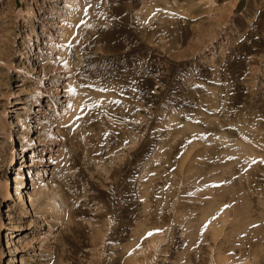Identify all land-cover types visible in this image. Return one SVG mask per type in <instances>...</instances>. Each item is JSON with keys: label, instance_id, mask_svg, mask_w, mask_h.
I'll list each match as a JSON object with an SVG mask.
<instances>
[{"label": "rangeland", "instance_id": "374dc122", "mask_svg": "<svg viewBox=\"0 0 264 264\" xmlns=\"http://www.w3.org/2000/svg\"><path fill=\"white\" fill-rule=\"evenodd\" d=\"M126 1L0 0V264H264V0ZM91 14L107 45L62 66ZM219 179L245 196L226 220Z\"/></svg>", "mask_w": 264, "mask_h": 264}, {"label": "bare ground", "instance_id": "6f19581e", "mask_svg": "<svg viewBox=\"0 0 264 264\" xmlns=\"http://www.w3.org/2000/svg\"><path fill=\"white\" fill-rule=\"evenodd\" d=\"M70 1V0H69ZM73 1V0H72ZM126 1V0H125ZM128 1V0H127ZM126 1V2H127ZM134 1V0H133ZM136 1V0H135ZM143 1V0H142ZM145 1V0H144ZM147 2L149 1L151 4H152V7H153V9H151V13H153L152 11H154V8L156 7L157 9H158V7H159V10L160 9H162L160 12H159V14L162 12V15L161 16H163L164 15V20H165V18L167 17H165V15L166 14H169L170 15V13H171V10L173 9L172 7H171V5H172V3H171V1H169V0H146ZM177 1H179V0H173L172 2L173 3H175V2H177ZM235 1H237V0H235ZM75 2V1H74ZM74 2H71L72 4H74ZM125 2V3H126ZM131 2V1H130ZM139 2V1H138ZM184 2V1H183ZM146 3V2H145ZM70 4V3H69ZM126 4H128V3H126ZM130 4V3H129ZM147 5V3L145 4V6ZM235 5V4H234ZM239 5V4H238ZM74 6V5H73ZM128 6H131V5H128ZM128 6H126L124 9H122L121 11H122V13H123V18H124V15L126 14V13H128V12H130L131 10L129 9L130 7H128ZM133 6V5H132ZM151 6V5H147V8L149 9V7ZM173 6V5H172ZM136 7V6H135ZM204 8V7H203ZM150 10V9H149ZM175 10V9H174ZM97 12V9L96 10H94V11H92V13H94V12ZM120 11V12H121ZM98 12H101L102 14H103V16L104 17H102L103 19H101V21H103V23H104V25L106 24V25H109L110 23H111V21H112V19H111V16L110 15H108V14H106V12L105 11H102V10H99ZM104 12H105V14H104ZM142 12V11H141ZM172 12H174V11H172ZM118 13V12H117ZM121 13V14H122ZM131 13V12H130ZM134 13V12H133ZM143 13V12H142ZM145 13V14H144ZM143 13V15H142V17H143V19L145 18H147V17H149L150 16V12L148 11V10H146V8H145V12ZM182 13V12H181ZM141 14V13H140ZM140 14L138 15V14H134V17H130L129 18V16L131 15V14H128V15H126L125 17L127 18H129V22L131 21V19H134V21L136 22L137 21V23L139 24V21H142L143 23H145L146 21H145V19H144V21L141 19V16H140ZM154 14V13H153ZM135 15H138L137 16V18L135 17ZM173 15V14H172ZM171 15V16H172ZM93 15L91 14L89 17V20H88V17H87V21H86V24H82L81 23V21H80V23L82 24V25H80V23H77V24H79L81 27H79V26H76V29H77V35L74 37V39H73V43H70V44H72V45H63L60 49H59V61H60V63L62 64V66H69V64L71 65L72 64V60H75L73 57H72V54L73 55H75L74 54V52L75 53H77V50L80 52V50H81V48L80 47H84L83 45H84V43H82V42H80L81 40L83 41L84 39L83 38H85V40L86 39H88L89 40V38L91 37V35H94L95 33H97V34H95V35H99L100 36V39H101V41H103L104 43L106 42V45H107V40H109L108 38H109V36L111 35L110 33H111V31L112 30H110V29H108V27L110 26H108L107 28H103L102 26L103 25H101V23H100V21H98V20H96V19H94L93 17H92ZM97 16V15H96ZM96 16H95V18H96ZM154 16V15H153ZM119 17V16H118ZM151 17V16H150ZM91 18H93V19H91ZM120 18H121V16H120ZM152 18V17H151ZM150 18V19H151ZM170 17H167L166 19L168 20ZM125 19V18H124ZM171 19V18H170ZM184 19V18H183ZM98 21L99 23H100V25L99 24H97V22L96 21ZM126 20V19H125ZM148 20H149V18H148ZM156 20V19H155ZM85 21V20H84ZM166 21V20H165ZM124 22H126V21H124ZM168 22V21H167ZM122 23H123V21H122ZM132 23H133V21H132ZM132 23H129V24H132ZM136 23V24H137ZM147 24H148V22H146ZM145 23V24H146ZM150 23H152V21H150ZM160 23V22H159ZM159 23H157V24H159ZM166 23V22H165ZM170 23V22H169ZM76 24V25H77ZM124 24V23H123ZM127 25H129L128 23H126ZM135 23H134V26H135V28H136V26H138V25H136ZM171 24V23H170ZM87 25V26H86ZM140 25H142V23L140 24ZM148 25H150V24H148ZM148 25H144V26H148ZM116 26V25H115ZM119 26V25H118ZM118 26H116V28L118 29V28H120V27H118ZM143 26V25H142ZM158 26H160V25H158ZM78 27V28H77ZM139 27V26H138ZM141 27V26H140ZM140 27L137 29V30H140V32H141V30H143V29H140ZM150 27V26H149ZM148 27V28H149ZM153 28H154V26H152ZM155 27H157V26H155ZM171 27V26H170ZM143 28V27H142ZM165 28H167V27H165ZM145 29H147L146 27L144 28V30ZM151 30H152V28H150ZM110 30V31H109ZM150 30V31H151ZM155 30V29H154ZM153 30V31H154ZM120 31H122V29L120 30ZM156 31V30H155ZM115 32V31H114ZM139 32V33H140ZM124 33H126V31H124ZM138 33V32H137ZM149 33V32H148ZM115 34H117L116 32H115ZM122 34V33H121ZM130 34H132V31L130 32ZM144 34H145V32H144ZM152 34H153V32H152ZM156 34H158V32L156 33ZM128 35V34H127ZM142 35H143V32H142ZM136 36V35H135ZM154 36V35H153ZM98 37V36H97ZM126 37V36H125ZM130 37V36H129ZM128 37V38H129ZM132 37V36H131ZM152 37V36H151ZM142 38V37H141ZM80 40V41H79ZM132 40V39H131ZM149 40V39H148ZM147 40V41H148ZM77 42H80V45H79V43H77ZM86 42V41H85ZM104 43H102V44H104ZM77 44L80 46L79 48L80 49H78V47H77ZM83 44V45H82ZM105 45V44H104ZM93 45H91V46H89V47H92ZM73 49H72V48ZM88 47V48H89ZM106 47H108V46H106ZM108 49V48H107ZM72 50H73V52H72ZM75 57V56H74ZM75 63V61L73 62V64ZM142 72V71H141ZM142 86V85H141ZM41 101V100H40ZM78 102H76L75 104V108H74V112H73V114H71V116L69 117L70 119L69 120H72L71 121V123H68V124H70V126H72L73 128H74V130H75V132H76V130H77V132L78 131H81L82 132V130L84 129V127H85V121H86V112L84 111V109H83V107H82V103H80V100H77ZM108 109V108H107ZM68 119V118H67ZM241 122V121H240ZM240 126V125H239ZM243 126V125H242ZM251 126V125H250ZM248 127V126H247ZM73 130V131H74ZM243 130V129H242ZM236 131V130H235ZM248 131V130H247ZM237 133H238V130L236 131ZM246 132V131H245ZM244 131H239V133L241 134V136L243 137V136H246V133H245ZM249 132V131H248ZM249 134V133H248ZM239 136V135H238ZM209 137V136H208ZM247 137V136H246ZM259 137V136H258ZM216 138V137H215ZM210 140V139H209ZM219 140H221L223 143H225L224 141H226L227 139L225 138V137H223L222 135L221 136H219ZM262 141H263V139H261ZM257 141V140H256ZM257 142H261V141H257ZM227 143V142H226ZM243 143V142H242ZM262 143V142H261ZM253 144V143H252ZM226 145H228V144H226ZM240 145H242V144H240ZM259 145V144H258ZM261 145V144H260ZM250 146V145H249ZM229 147V148H228ZM243 147H245L244 145H243ZM243 147H241L240 149H238V148H236V147H231V145L230 146H227V147H225V157H227V154H228V156H231V157H234V158H232V159H236V160H238V162L240 163V162H242V161H244V160H247V158L250 156L249 154H247L248 152H247V150H246V148L245 149H243ZM249 149V148H248ZM241 150H243V151H241ZM250 150H252L251 148H250ZM242 152L245 154V152H246V155L248 156H245L244 155V157L241 155L242 154ZM31 156V155H30ZM34 157V156H33ZM33 157L31 158V160L33 159ZM227 158H229V157H227ZM245 158V159H244ZM252 159V157L250 156L249 157V159ZM224 159V161L226 160V158H223ZM228 160H230V159H228ZM254 160V159H253ZM259 160V159H258ZM34 161V160H33ZM251 161V160H250ZM249 161V163H251ZM227 162V161H226ZM254 162V161H253ZM229 163V162H228ZM231 163V162H230ZM235 163L236 162H234L233 164L235 165ZM255 163V162H254ZM238 164V163H237ZM237 164H236V166H237ZM241 165V164H240ZM252 165V164H251ZM250 165V166H251ZM239 166V165H238ZM237 166V167H238ZM235 172V171H234ZM15 178H16V187L18 186V184H19V182H20V179L18 178V176L16 175L15 176ZM223 179H226V177L225 178H223ZM220 181H222L221 179H219ZM218 180V181H219ZM227 180V179H226ZM250 180V179H249ZM200 181V180H199ZM217 180H215L214 182H216ZM226 182V181H225ZM220 183V182H219ZM218 182L216 183V185H218V187L220 186V185H222V184H225L224 183V181H222L220 184H219ZM228 183V182H227ZM251 182H249V184H250ZM215 184V183H214ZM214 184H213V186H214ZM60 185V183L58 184V186ZM215 187V186H214ZM213 187V188H214ZM214 190H216L215 191V193L217 194V195H215V193H213V192H210V194L212 195V193L214 194V195H210L211 197H213L214 199H215V197H216V204L215 205H218V210H219V217L218 218H220L221 220H226L227 218H228V215H229V210H230V208L233 206V209H232V213L233 212H237V213H239V211L242 209V205H244V204H242L243 203V200H244V198L243 197H245V196H243L244 195V192L242 193L241 192V190H240V187H239V185H238V183L235 185V184H227V185H222V186H220L219 187V189L217 190V188H214ZM200 191V190H199ZM204 191V190H203ZM202 191V192H203ZM211 191H212V189H211ZM207 193V192H206ZM205 193V194H206ZM198 194V193H197ZM203 194V193H202ZM201 194V195H202ZM207 195V194H206ZM208 196H209V192H208ZM213 199V200H214ZM223 201H225V202H223ZM226 202H228L229 204H228V206H224V205H222V203L224 204L225 203V205H226ZM246 201H244V203H245ZM244 208V207H243ZM245 210H246V208H245ZM47 218V217H46ZM45 218V219H46ZM221 220H220V222H221ZM43 222V221H42ZM226 221H224V223H225ZM46 223H47V221H46ZM222 224H223V221L221 222ZM41 224V223H40ZM42 225V224H41ZM237 225V224H236ZM43 226V225H42ZM222 226V225H221ZM254 228V227H253ZM234 229H236V227L234 228ZM241 230V231H240ZM251 230H253V229H249V228H242V229H238V230H236L235 232L236 233H239L240 235L242 234V236H244L243 238H246L245 239V241L246 240H249V238L252 236L251 234H248V232L250 233V231ZM253 232V231H252ZM253 234V233H252ZM239 235V236H240ZM248 235H249V237H248ZM236 236V235H235ZM242 236H241V239H242ZM234 237V236H233ZM252 238H253V236H252ZM251 239V238H250ZM252 240V239H251ZM251 246V245H250Z\"/></svg>", "mask_w": 264, "mask_h": 264}, {"label": "snow or ice", "instance_id": "6c2138e0", "mask_svg": "<svg viewBox=\"0 0 264 264\" xmlns=\"http://www.w3.org/2000/svg\"><path fill=\"white\" fill-rule=\"evenodd\" d=\"M89 6H90V5H89ZM85 15H87V9H85ZM81 23H82V24H86V22L83 21V20L81 21ZM86 26H87V25H86ZM69 46H70V45H69ZM149 235H151V233H149Z\"/></svg>", "mask_w": 264, "mask_h": 264}]
</instances>
